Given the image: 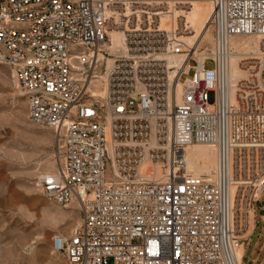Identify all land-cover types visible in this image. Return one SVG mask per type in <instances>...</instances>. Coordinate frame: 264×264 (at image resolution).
Here are the masks:
<instances>
[{
  "label": "built area",
  "instance_id": "1",
  "mask_svg": "<svg viewBox=\"0 0 264 264\" xmlns=\"http://www.w3.org/2000/svg\"><path fill=\"white\" fill-rule=\"evenodd\" d=\"M195 3L212 6L207 49L189 39ZM116 30L124 53L93 95ZM242 36L261 44L238 77ZM261 57L264 0H0V61L30 120L55 132L56 170L39 186L81 213L54 250L69 264H244L240 235L264 193ZM196 144L214 148L210 172L189 170Z\"/></svg>",
  "mask_w": 264,
  "mask_h": 264
},
{
  "label": "rangeland",
  "instance_id": "2",
  "mask_svg": "<svg viewBox=\"0 0 264 264\" xmlns=\"http://www.w3.org/2000/svg\"><path fill=\"white\" fill-rule=\"evenodd\" d=\"M239 40H250L247 53L259 56L260 37H235L233 42ZM202 42L208 47L212 40L205 37ZM107 57L99 74H107ZM205 64L213 66V61ZM57 160L53 128L30 120L27 98L12 67L0 62V264H69L52 241L57 234H71L81 221L78 204L60 205L39 186L43 174L56 170ZM262 198L254 203L250 227L240 236L246 244L244 264H264V193Z\"/></svg>",
  "mask_w": 264,
  "mask_h": 264
},
{
  "label": "bare ground",
  "instance_id": "3",
  "mask_svg": "<svg viewBox=\"0 0 264 264\" xmlns=\"http://www.w3.org/2000/svg\"><path fill=\"white\" fill-rule=\"evenodd\" d=\"M208 6H207V5ZM202 4V3H195L192 10L188 13V20L192 24L195 30V34L193 36H189L190 40H194L198 38V41H200V45L202 44V40L205 37H208L213 42V37L210 35V15L212 12V6L208 3ZM164 26H170V22H164ZM123 32L116 30L111 33V39L108 42H105L104 46L106 49H110L109 57H107V68L110 67V65L113 63L114 58L124 53V47H123ZM234 39V38H233ZM232 39V47L234 49V56L231 61V73L233 75H236L238 77H244L247 75V71L241 67L240 62L243 59H247L251 56V53H247L249 49H252V46L250 44V40H244L242 42L235 41L233 42ZM258 49L256 51H260V45H258ZM200 49V46H198ZM198 49V51H199ZM207 49V47H206ZM245 50H247L245 52ZM255 51V52H256ZM254 53V52H253ZM112 54H115L114 57H111ZM196 54H199L197 52ZM175 57H181L175 56ZM203 57L200 56V60L202 61ZM0 62H5L0 61ZM261 62L264 65V58L261 57ZM184 74H190L192 69H190L189 66H186ZM96 81V84L94 88H92L93 95H103L105 93V87H104V80L106 78V74H99ZM198 145H205V144H196V145H190L187 147L186 157L188 162V168L189 170L193 171L194 173H202V172H210L216 165V153L214 151V148L210 145H206L205 147H195ZM210 161H214V163L210 164ZM253 213V210H250ZM251 216H249V226L251 222ZM241 236V235H240ZM246 244L242 242L240 249L238 250L239 256H242L244 253ZM31 250V249H29Z\"/></svg>",
  "mask_w": 264,
  "mask_h": 264
},
{
  "label": "crops",
  "instance_id": "4",
  "mask_svg": "<svg viewBox=\"0 0 264 264\" xmlns=\"http://www.w3.org/2000/svg\"><path fill=\"white\" fill-rule=\"evenodd\" d=\"M260 199H263V198H262V196H261V198H260ZM260 199H259V200H260ZM244 250H245V249H244Z\"/></svg>",
  "mask_w": 264,
  "mask_h": 264
}]
</instances>
